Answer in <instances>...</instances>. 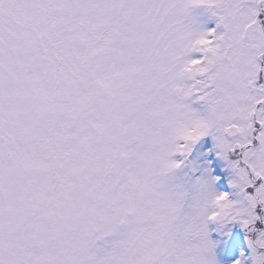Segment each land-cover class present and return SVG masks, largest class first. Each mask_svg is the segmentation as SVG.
Listing matches in <instances>:
<instances>
[{"label": "snow or ice", "instance_id": "6c2138e0", "mask_svg": "<svg viewBox=\"0 0 264 264\" xmlns=\"http://www.w3.org/2000/svg\"><path fill=\"white\" fill-rule=\"evenodd\" d=\"M260 14L264 0H0V264H215L207 226L230 222L249 250L233 264H264ZM209 136L235 200L190 159Z\"/></svg>", "mask_w": 264, "mask_h": 264}, {"label": "rangeland", "instance_id": "374dc122", "mask_svg": "<svg viewBox=\"0 0 264 264\" xmlns=\"http://www.w3.org/2000/svg\"><path fill=\"white\" fill-rule=\"evenodd\" d=\"M199 19H200L201 25L206 30H210V29H212V28L215 27L214 20L212 18H210L207 14H200ZM259 25L261 27H264V24H261L260 21H259ZM259 62L260 61H258V63ZM258 78H259V76H258ZM192 107L194 109H197V110L200 109V105L198 103H193L192 104ZM203 142H204V144H203ZM208 142H211L213 144V146H214V142H213V140H212V138L210 136L209 137H206V138H203L200 141V143L196 146V148L194 149L193 157H191L190 159H192L194 161L195 166H197L201 170H203V169L206 168L210 172L211 176L216 177V174L213 171L210 170L209 163L206 161V158H205V156H206L205 149L208 150L205 143H208ZM214 151H215V149H214ZM215 153H216V151H215ZM219 165H220V167H221V169L223 171L222 172V180H223L224 183H226V185L228 187L229 172L225 168L224 162H222ZM197 175H199V172L197 173ZM213 188L217 192H223L222 191V188L220 186L216 185V183L213 185ZM235 199H237V197L234 194V200ZM257 209L260 210V215H264V213L261 212V209H260L259 206L257 207ZM207 227H208V232H209V239L212 242V244H214V242H215V244H217L216 239H218V241H219V238L217 236L218 230L221 233H223V234H228L230 232L235 231L236 228L240 229L239 224L238 223H235V222L224 223L223 225H218V224H215V223H210ZM257 228L260 229V230H264V225H261L259 223V221H257ZM212 237L214 238V240H212ZM228 241H229V239H228ZM212 256H213V259L215 261V264H233V261L236 260L235 257H233L234 255L233 254H230L225 259V262H220L218 260V255L214 251V249H212Z\"/></svg>", "mask_w": 264, "mask_h": 264}, {"label": "clouds", "instance_id": "9594fccd", "mask_svg": "<svg viewBox=\"0 0 264 264\" xmlns=\"http://www.w3.org/2000/svg\"><path fill=\"white\" fill-rule=\"evenodd\" d=\"M210 42L208 40L201 39L199 41L193 42L192 47L197 51L201 53H209L211 52L213 55H215V49L209 47ZM203 70L199 67V65L195 63H187L183 68L182 72L189 76H197L199 75ZM240 102L242 105H247L248 98L246 96L239 97ZM246 112V108L244 111L241 112V115H244ZM158 163L163 167L166 164L165 160H160ZM217 203H223V201L218 200Z\"/></svg>", "mask_w": 264, "mask_h": 264}]
</instances>
